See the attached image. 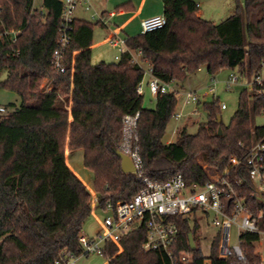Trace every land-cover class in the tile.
I'll list each match as a JSON object with an SVG mask.
<instances>
[{
	"label": "trees",
	"instance_id": "1",
	"mask_svg": "<svg viewBox=\"0 0 264 264\" xmlns=\"http://www.w3.org/2000/svg\"><path fill=\"white\" fill-rule=\"evenodd\" d=\"M34 1L0 0V76L7 72L0 88L21 100L19 107L0 113V264H53L65 251L80 253L79 238L92 214L93 198L66 162L67 151L77 149L84 151L85 167L94 174L101 207L130 201L145 188L143 179L164 183L181 174L187 186H204L218 174L255 216L261 215L264 232V200L258 197L250 168L245 161L229 165L232 157L244 160L254 138L264 135V126H254L264 98L243 89L228 126L218 122V99L204 103L208 118L197 134L184 127L176 142L164 143L176 115V92L157 94L155 108H145L144 94L138 93L145 69L132 62L141 52L155 77L177 86L201 69L210 75L238 69L256 78L264 70V0H235L236 11L218 24L198 15L195 0H162L167 25L126 38L119 61L97 65L91 48L96 24L75 19L64 73L52 66L63 5L43 0L36 8ZM45 79L51 81L50 91L43 87ZM137 112L143 168L139 174L124 173L115 150L127 154L122 120ZM226 202L230 205L231 198ZM175 220L180 229L176 256L188 252L192 264H261L257 245L263 241L264 252V235L242 234L246 259L238 262L233 254L220 258L218 233L206 257L196 241L194 250L190 245L198 223L192 226L190 218L180 216ZM146 237L141 225L119 244L107 242V264H172L165 253L144 249Z\"/></svg>",
	"mask_w": 264,
	"mask_h": 264
},
{
	"label": "built area",
	"instance_id": "2",
	"mask_svg": "<svg viewBox=\"0 0 264 264\" xmlns=\"http://www.w3.org/2000/svg\"><path fill=\"white\" fill-rule=\"evenodd\" d=\"M58 1L63 5L62 25L52 55V66L55 71L64 73L66 71L65 57L72 38V23L75 20L76 9L82 4L86 11H91L92 0ZM95 18L96 16L93 15L92 19ZM166 25L167 19L164 15L144 19L141 24L142 34L162 29ZM110 42L115 47H119L120 52L125 50V40L111 38ZM122 45L123 48H121ZM137 54L141 56V52H137ZM119 58L117 59L119 60ZM132 62L140 63L136 57L133 58ZM146 74L149 76V90L154 97L159 93L166 94L175 91L171 88L173 84L162 82L155 77L151 68L145 70ZM242 76L241 72L240 74L231 73L227 82L228 87L231 88L236 85ZM142 84L138 87L139 94H143ZM47 85L46 91H50L51 81H48ZM248 89L255 95L264 98V76L256 77ZM211 91L213 92L214 89L212 88ZM186 98L187 103L197 104L200 102L199 97L193 92H188ZM220 107L226 109L225 104L220 105ZM6 112L4 107H0V113ZM197 113L198 110L196 109L192 114ZM262 114H264V110ZM182 116V114H177L176 118L179 119ZM139 119L140 112H137L135 115L124 116L122 120L125 133L123 146L135 167L136 174H139L143 168L139 139L136 133ZM240 146L245 147L243 143H240ZM247 151L248 155L244 160L232 157L229 165L234 167L245 161L250 168L249 176L254 181L256 191H264V135L261 138H254L253 144L247 148ZM142 181L145 188L130 201L108 202L104 207H101L99 199L96 198L98 208L105 215L103 232L97 238H90L83 232L79 238L80 253L76 255L73 252L65 251L53 264H76L80 257L92 254L104 257V246L107 242L119 244L125 236L141 225H144L147 230L144 249L165 253L172 264H192L193 257L190 253L181 252L179 256L175 255L174 248L180 236L179 224L175 218L180 216L190 218L192 221L199 212L214 215L213 224L220 233L219 256L221 259H228L233 254L238 262L245 261L242 234L249 232L264 235L259 227L261 215L255 216L248 208L245 200L236 196L225 176L212 175L211 180L204 186H187L181 174L173 176L164 183L152 182L147 179ZM229 198L232 202L230 205L226 202ZM229 207H231L230 212L227 211ZM234 226L238 228L239 244L231 246V230ZM259 244L263 245V241ZM259 255L261 264H264V252L262 251ZM205 264H211V261L207 260Z\"/></svg>",
	"mask_w": 264,
	"mask_h": 264
},
{
	"label": "rangeland",
	"instance_id": "3",
	"mask_svg": "<svg viewBox=\"0 0 264 264\" xmlns=\"http://www.w3.org/2000/svg\"><path fill=\"white\" fill-rule=\"evenodd\" d=\"M203 1L209 8V17L205 16L209 21L220 23L226 20L231 14L236 11L237 4L235 0H229L231 4L224 6L225 0H195ZM36 8H41L43 0L34 1ZM95 6V4H94ZM96 7V6H95ZM94 7V8H95ZM92 23H96L97 20L90 19ZM95 29H100V26H96ZM98 42V36L96 35L94 43ZM123 47V45H122ZM120 51L114 50L106 44L95 46L92 54V63L94 65L100 64L101 62L113 63L119 61L117 56L120 57ZM142 67L147 71L149 65L145 62H141ZM240 74L238 69H224L215 75H210L207 70L201 69L196 74L190 76V78L183 85L173 84L171 88L175 90L178 99L176 115L182 114V118H176V115L171 119L168 124L164 143L176 142L178 134L182 128H186L189 134H197L199 125L207 121L208 113L204 109V103L212 102L216 99L219 100L220 105L225 104L226 109H221V119L225 126L231 123L233 116L238 110L239 96L245 88H249L250 84L255 80V77L242 76L241 80L229 88L227 85L229 76L231 73ZM264 76V70L261 73ZM7 78V72H3L0 76V81ZM49 80L45 79L43 87H47ZM149 76L146 74L143 81V94H144V107L148 109L155 108L156 102L155 97L151 94L148 86ZM214 89L212 92L211 89ZM46 89V88H45ZM188 92L196 93L199 97L200 102L197 104L187 103L186 94ZM21 105V100L18 95L12 91L0 88V107H4L7 112L14 110V108ZM61 106H65L64 101L60 102ZM198 110L197 114H192L195 110ZM4 113L5 114H7ZM254 126H264V114L254 119ZM66 162L68 167L84 182L87 190L92 195V214L86 220L84 225V235L90 238H97L104 230V218L105 215L98 208V203L95 201L97 194L94 190V174L91 170L85 167L84 164V151L77 149L73 151H67ZM216 175V174H214ZM258 182V181H257ZM259 186V185H258ZM196 218V219H195ZM193 217L192 226L198 223V230L195 235V240L198 247L202 249L204 256L209 257L212 252V243L215 237L218 235L219 230L213 224L214 215H206L201 212ZM195 242V244H196ZM239 244L238 239V228L234 226L231 230L230 245L235 246ZM102 246V245H101ZM263 251V245H257V252ZM108 259L103 256L92 254L89 256H82L78 259L76 264H107Z\"/></svg>",
	"mask_w": 264,
	"mask_h": 264
},
{
	"label": "crops",
	"instance_id": "4",
	"mask_svg": "<svg viewBox=\"0 0 264 264\" xmlns=\"http://www.w3.org/2000/svg\"><path fill=\"white\" fill-rule=\"evenodd\" d=\"M196 3L200 7L198 15L202 18L205 16L209 17L210 11L206 3L203 1H196ZM229 4H231L229 0L223 2L224 6H229ZM123 5L125 7L120 8ZM163 13L164 6L162 0H92V10L86 11L82 4L79 5L75 12V19L91 22L92 16H96L94 20H97V22L95 24L96 26H100V29L94 28L93 46L91 47L93 54L94 47L101 44H106L110 48L120 51L119 47L112 45L110 42L111 38L126 40L128 37L142 34V21L156 15H163ZM96 35L98 36V42L95 44ZM121 48L123 47L121 46ZM134 56L140 63H147L138 54ZM117 58L119 57L117 56ZM147 64L149 65V63ZM51 86L52 84L50 88Z\"/></svg>",
	"mask_w": 264,
	"mask_h": 264
},
{
	"label": "water",
	"instance_id": "5",
	"mask_svg": "<svg viewBox=\"0 0 264 264\" xmlns=\"http://www.w3.org/2000/svg\"><path fill=\"white\" fill-rule=\"evenodd\" d=\"M218 122L221 123L222 119L219 118ZM221 133H222V129L220 127L219 128V134H221ZM115 153L122 160V171L124 173H135L136 172L135 167H134L130 157L127 154L123 153L121 150H115ZM257 193H258L259 199L263 201L264 200V191L258 190ZM190 245H191V248L193 250L196 248L195 241H194V238L192 235H190Z\"/></svg>",
	"mask_w": 264,
	"mask_h": 264
}]
</instances>
